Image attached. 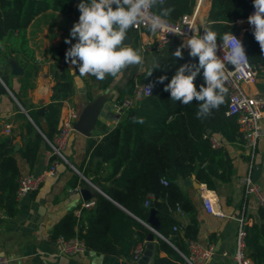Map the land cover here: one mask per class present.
<instances>
[{
  "label": "trees",
  "instance_id": "1",
  "mask_svg": "<svg viewBox=\"0 0 264 264\" xmlns=\"http://www.w3.org/2000/svg\"><path fill=\"white\" fill-rule=\"evenodd\" d=\"M80 2L0 0V77L28 112L18 107L14 117L18 125L12 127L10 133L0 136V204L9 216L17 210L16 191L21 175L16 152H20L29 165L35 164L39 148L45 141L43 134L52 138L57 132L63 102L73 92V81L67 66L54 67L55 83L50 101L42 106L46 119L44 127L38 117L39 107L29 106L20 94L21 90L35 84L34 78L40 67L34 51L27 44L25 31L34 15L46 9L61 11L68 22L77 23ZM194 5L195 0H163L162 4L158 2L154 6V10L159 14L162 8H174L167 18L175 21L182 14L191 12ZM252 7L253 0H211L206 25L218 34V39L225 32H242L250 62L258 75H264V52L255 40L253 28L238 23L239 19L249 16ZM14 31H18V34L14 35ZM128 35L131 38L130 45L139 48V30L131 28ZM55 52L63 55L62 50ZM182 53V59L171 54L153 70L151 76H147L146 72L138 77L151 83L153 91L127 110L117 125L110 126L98 121L102 137L100 140L94 137L89 139L88 159L79 169L105 194L96 192L93 206L82 208L80 216L76 215L74 209L66 212L54 225L53 238L77 236L85 242L87 249L128 256L138 241L148 238L151 229L145 222H148L154 210L159 223L158 230L166 237L155 234L154 264H182L183 257L175 246L181 249L183 241L180 231L174 229L179 222L172 213L178 207L188 211L194 206L177 180L195 174L198 181L212 189L217 179L227 181L231 174L230 160L223 148L212 145L209 130L222 133L230 141L242 139L236 116L226 112L229 100L226 83L228 92L225 102L218 109H213L211 115L201 119L196 117L199 107L197 101L184 105L180 101H172L170 92L164 90L181 65L198 64V58L189 56L188 48ZM13 59L24 68L23 73L12 72ZM16 75L21 82L19 91L12 83ZM161 76L167 79L158 83ZM114 79L108 76L101 81L100 86L106 88ZM136 80L135 76H131L119 97L131 94ZM194 83L197 90L204 84L203 70ZM0 92L7 93L2 82ZM88 97L92 98L90 89ZM137 118H143L144 122H134ZM18 134L21 135L22 145L16 150L15 139ZM164 178L168 180L167 184L162 182ZM150 192L155 194V198L145 205ZM246 230L248 254L255 264H264V224L251 222L246 225ZM161 251L166 254L161 255Z\"/></svg>",
  "mask_w": 264,
  "mask_h": 264
},
{
  "label": "crops",
  "instance_id": "2",
  "mask_svg": "<svg viewBox=\"0 0 264 264\" xmlns=\"http://www.w3.org/2000/svg\"><path fill=\"white\" fill-rule=\"evenodd\" d=\"M210 7L211 0H206L199 13L200 23L206 22L207 24ZM238 23L244 27L250 25L247 18L239 19ZM73 26L74 21L68 22L67 17L61 11L46 9L34 15L25 31V37L29 48L34 51L40 67L38 75L34 78L35 84L26 90H21L20 94L29 106L40 108L47 104L55 83L56 70L54 67L59 68L65 65L73 81V92L64 100L61 114L66 113L72 106L81 110L86 103L101 95L105 96V101L91 135H86L76 129L71 133L66 154L72 165L62 161L56 175L47 176L37 190L20 199L16 198L17 210L13 215H7L4 207L0 204V253H5L10 257V264H154L156 240L152 255L147 259L144 258V253L136 259L133 252L131 255L125 256L106 254L87 248L78 254L66 255L58 252L54 241L57 238L52 237V230L66 212L74 209L76 215L80 216L82 208L93 206L96 192L105 194L79 169V166L87 158L88 141L91 137L96 140L101 139L102 132L98 121L110 126L115 125L112 122L115 114L112 111L111 103L119 97L126 81L131 76H135L139 80L138 77L147 72V67L153 60L159 61L160 66L181 45V40L172 38L162 48H155L143 53L145 69L142 70L140 66L128 67L119 79L115 78L112 81L108 86L110 90L106 92L107 87H101L100 80L91 75L78 78V69L74 74L73 66L64 60L65 52L77 42L70 36ZM17 34L18 31H14V35ZM240 34L243 36L242 32ZM140 35L139 48H141V43L146 41L145 35ZM66 39H70L72 44H66ZM185 49L183 48L182 51ZM58 50L63 51L62 56L55 52ZM14 63L18 64L15 59H13L12 65ZM20 68L24 72V68L22 66ZM0 82L7 88V93L0 92L1 136L7 134L3 129L6 124L11 123V128L18 125L14 117L19 110L18 107L22 111H24V107L1 77ZM12 83L14 88L19 91L21 82L17 75L14 76ZM248 88L252 91H264V75L259 74L257 82ZM89 89L92 98L88 97ZM25 113L28 114L27 110ZM126 113L127 111L121 113L119 122ZM31 120L33 121V119ZM40 121L46 127L44 116ZM33 123L35 124L34 121ZM209 133L211 142L212 138H216L220 142L219 144L212 142V145L223 148L225 156H228L231 163V174L227 181L217 179L213 189L208 188L206 183L198 181L195 174L188 177L194 181L191 184L185 182L187 178H178V185L192 201L194 207L188 211L178 207L179 209H175L172 213L179 222L177 225L181 226L178 231H180L183 241L181 249L176 246L175 248L187 253L189 251L187 238L191 235L193 236L191 238L195 237L204 244L213 243L215 245V254L208 264H234L231 256L235 250L238 217L243 215L250 224L251 222L259 225L264 224V208L257 203L254 196L245 194L241 177L249 172L250 164L248 162L249 154L242 139L230 141L220 132L209 130ZM15 142L16 145H19L18 148L15 147L17 150L22 145L20 134L16 136ZM48 150V144L44 141L39 148L33 166L29 165L20 152H16L21 174L43 170ZM251 172L252 177L264 186V133L258 140L257 154ZM108 184L109 182L106 183V185ZM206 194L215 197L216 207L222 210L224 215L214 214L207 210L203 196ZM165 254V251H161V255Z\"/></svg>",
  "mask_w": 264,
  "mask_h": 264
},
{
  "label": "clouds",
  "instance_id": "3",
  "mask_svg": "<svg viewBox=\"0 0 264 264\" xmlns=\"http://www.w3.org/2000/svg\"><path fill=\"white\" fill-rule=\"evenodd\" d=\"M159 2L162 4L163 0ZM157 3L158 0H81L79 20L70 30V36L77 42L72 44L70 39L65 40L66 44H72L65 59L73 66V73L78 69V78L91 75L102 81L108 76L119 79L130 66H140L144 70L143 49L124 42L129 30L145 21L152 33L168 29L165 18L174 8H162L159 14L151 13ZM253 6L255 11L248 17V23L264 52V0H253ZM219 38L222 41L220 45L217 43L218 34L211 28L206 27L203 35L196 30L172 54L182 59V49L188 48L189 56L198 58V64L181 65L164 88L170 92L172 101H180L184 105L197 101V119L211 115L213 109H218L225 102L228 92L225 82L229 77L226 65L230 63L235 68L247 65L248 57L241 40L231 31ZM219 49L223 50L222 58L217 55ZM158 67L159 61L153 60L147 67V76H151ZM201 70L204 84L197 90L194 80ZM166 79V76H161L157 82L163 83ZM134 122L143 123L144 120L137 118Z\"/></svg>",
  "mask_w": 264,
  "mask_h": 264
},
{
  "label": "built area",
  "instance_id": "4",
  "mask_svg": "<svg viewBox=\"0 0 264 264\" xmlns=\"http://www.w3.org/2000/svg\"><path fill=\"white\" fill-rule=\"evenodd\" d=\"M205 1L206 0H195L193 10L182 14L175 21L165 18L168 24V29L163 32H150L147 21L133 27L139 30L140 34L145 35L146 41L141 43L143 53L155 48H162L172 38H179L182 44L186 38L193 35L196 30H199L200 34L203 35L204 29L207 26L206 22L200 23L199 13L201 12ZM254 11L255 9L253 6L250 10L249 16L253 14ZM150 12L158 14L154 10V7L150 10ZM232 33L239 40H241L244 46L242 35L236 32ZM217 43L220 45L222 41L217 39ZM245 53L248 57L247 65H243L239 68H235L230 63L226 65L229 70V77L225 82L229 87V100L226 112L228 115L233 114L236 116L242 142L249 154L248 162L250 164V170L247 174L241 177L245 194L254 196L257 203L264 208V186L252 177L251 172V167L257 154L258 140L264 133V91H252L248 88V86L254 85L257 82L259 75L257 69L250 62L246 49ZM217 55L222 58L224 55L223 50L219 49ZM148 86H151L149 90L150 93H152L153 85L151 83L143 80H136L134 90L131 94H126L123 97H117L112 101L111 107L113 113L115 114L112 122L115 125L119 123L120 116L123 111L133 108L140 99L150 95ZM79 114L80 110L78 107H70L66 113H60L58 130L53 137L49 138L43 134L49 149L45 157V167L39 172H27L22 173L19 176L16 191L17 199H20L26 194L37 190L47 176L56 175L62 161L71 164L67 157L66 149L69 144L71 133L75 130L74 124L78 119ZM3 129L5 133H10L11 123L6 124ZM212 142L214 144L220 143L216 138H212ZM162 182L167 184L168 180L164 178ZM203 196L205 206L209 212L224 215L222 210L216 207V199L214 196L207 194ZM154 198L155 194L150 192L145 200V205H149L150 201ZM247 224H249V220L245 219L243 215L238 217L235 250L231 256L234 264H255L254 260L248 254L246 241ZM146 225L149 227L147 223ZM174 229L180 230L181 226L175 225ZM160 235L166 239V237L162 234ZM187 243L189 248L187 253L179 250V253L183 257V264H208V262L212 260L215 254V245L213 243L204 244L198 239L191 237L187 238ZM145 244L146 240L138 241L135 244L133 248L134 258L137 259L144 253ZM56 245L58 252L66 255H75L86 249L85 242L77 236L72 238L59 236L56 239ZM0 264H10V257L5 253H0Z\"/></svg>",
  "mask_w": 264,
  "mask_h": 264
},
{
  "label": "water",
  "instance_id": "5",
  "mask_svg": "<svg viewBox=\"0 0 264 264\" xmlns=\"http://www.w3.org/2000/svg\"><path fill=\"white\" fill-rule=\"evenodd\" d=\"M124 43L130 44L129 35L126 37ZM64 60L66 61L65 56H64ZM12 71L15 74H20L23 72V69L20 68V66L17 63H14L12 65ZM109 90H110V87H107L106 92H108ZM104 101H105V96L101 95V96H98L97 98H94L90 102L86 103L85 106L80 110V114L74 124V128L86 135H91L97 123L99 112H100V109ZM23 110L26 112L24 108ZM43 114H44L43 107L38 108V115H39L40 120L42 119ZM18 146L19 145L17 144L16 148H18ZM185 182L187 184H191L194 181L191 178H187ZM196 183L199 184L197 181ZM200 199H201V196H200ZM145 223H147L149 225V228L151 229V232L149 233L148 238H147L146 248L144 251V258L147 259L149 256L152 255V251L154 248L155 234H158L159 236H161L158 230V227H159L158 219L155 215L154 210L151 213L148 222H145ZM54 241L56 242V240Z\"/></svg>",
  "mask_w": 264,
  "mask_h": 264
}]
</instances>
